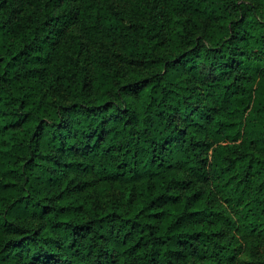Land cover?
<instances>
[{
  "label": "trees",
  "instance_id": "1",
  "mask_svg": "<svg viewBox=\"0 0 264 264\" xmlns=\"http://www.w3.org/2000/svg\"><path fill=\"white\" fill-rule=\"evenodd\" d=\"M133 1L0 0V264L264 246V0Z\"/></svg>",
  "mask_w": 264,
  "mask_h": 264
},
{
  "label": "rangeland",
  "instance_id": "2",
  "mask_svg": "<svg viewBox=\"0 0 264 264\" xmlns=\"http://www.w3.org/2000/svg\"><path fill=\"white\" fill-rule=\"evenodd\" d=\"M140 2H142V0H134L133 2H124L118 5V8L121 11L128 13L126 17L127 25H130L131 23L136 22L142 18L140 17L139 15L140 12L138 10L140 8V4H141ZM167 42L168 41L166 40L165 46L167 45ZM113 52L118 57V60H120L121 63H124L123 61H125L124 59L126 58V56H124L125 52L122 51L123 56L119 48L118 49L114 48ZM124 65H127V64H124ZM240 264H264V246L260 247L258 251L254 247H248L241 257Z\"/></svg>",
  "mask_w": 264,
  "mask_h": 264
}]
</instances>
